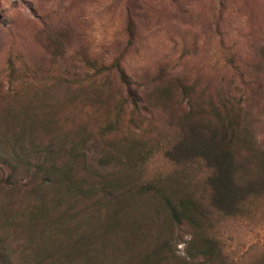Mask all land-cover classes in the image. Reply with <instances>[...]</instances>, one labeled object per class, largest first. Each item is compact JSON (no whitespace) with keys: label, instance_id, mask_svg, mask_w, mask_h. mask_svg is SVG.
<instances>
[{"label":"rangeland","instance_id":"rangeland-1","mask_svg":"<svg viewBox=\"0 0 264 264\" xmlns=\"http://www.w3.org/2000/svg\"><path fill=\"white\" fill-rule=\"evenodd\" d=\"M193 105L240 108V137L264 152V0H0V264L49 261L57 241L78 242L76 264H185L191 230L157 197L68 193L38 165L74 164L85 185L174 184L183 167L165 151ZM251 201L207 227L225 264L264 254V197Z\"/></svg>","mask_w":264,"mask_h":264},{"label":"trees","instance_id":"trees-1","mask_svg":"<svg viewBox=\"0 0 264 264\" xmlns=\"http://www.w3.org/2000/svg\"><path fill=\"white\" fill-rule=\"evenodd\" d=\"M134 103L137 102L134 100ZM212 110L210 117L193 105V108L190 107L182 114L178 139L165 151L168 158L183 167L174 184L161 177L146 180L139 186L131 188L130 185L123 183L125 180L123 176L104 179L105 175L97 172L94 173L93 183L85 185L77 179L78 171L74 164L61 167L55 161L53 163L51 161L48 166L46 162L38 165L41 171L44 170L40 172L41 176L45 175L42 182L44 184L53 181L63 182L68 193L81 191L83 195H97L100 192L101 195L98 196L100 201L106 200L108 194L121 190L155 196L162 202L168 218L173 223L187 225L191 230L190 242L195 251H191L185 264H225L222 262L219 242L208 235L207 227L211 226L217 217L215 215L236 216L247 210L252 199L264 197V152L254 153L248 146L249 142H244L240 137L238 131L240 123L237 121L240 118V108L232 109L225 106ZM193 167H197L199 171L189 178L191 181L186 182ZM98 177L103 178L100 179L102 184L98 183L99 180L96 181ZM47 197L42 195L41 201H37L32 217L33 221H40L44 225L47 222H43V216L48 215L45 207L49 201ZM117 197H120V194ZM70 217L73 215L69 208L61 221L65 218L69 220ZM52 223L56 230L59 221L54 220ZM63 226L59 231L61 235L65 234L69 227ZM55 232V237L59 240L57 230ZM57 243L59 255L47 261L38 254L36 264H76L70 254L71 250H74L80 257L81 249L77 248L78 242H75L76 248L63 242ZM200 259L204 261H199ZM250 264H264V254Z\"/></svg>","mask_w":264,"mask_h":264}]
</instances>
